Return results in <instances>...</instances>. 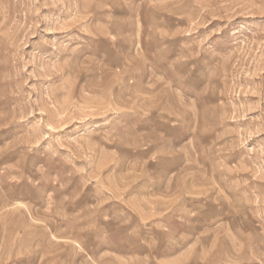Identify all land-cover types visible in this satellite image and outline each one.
Wrapping results in <instances>:
<instances>
[{
    "label": "rangeland",
    "instance_id": "374dc122",
    "mask_svg": "<svg viewBox=\"0 0 264 264\" xmlns=\"http://www.w3.org/2000/svg\"><path fill=\"white\" fill-rule=\"evenodd\" d=\"M0 264H264V0H0Z\"/></svg>",
    "mask_w": 264,
    "mask_h": 264
}]
</instances>
